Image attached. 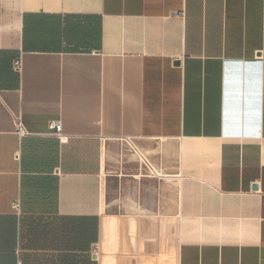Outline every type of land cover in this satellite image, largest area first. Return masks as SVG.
Here are the masks:
<instances>
[{
  "label": "crops",
  "instance_id": "0c3cea01",
  "mask_svg": "<svg viewBox=\"0 0 264 264\" xmlns=\"http://www.w3.org/2000/svg\"><path fill=\"white\" fill-rule=\"evenodd\" d=\"M0 264H264V0H0Z\"/></svg>",
  "mask_w": 264,
  "mask_h": 264
},
{
  "label": "built area",
  "instance_id": "2783aa9c",
  "mask_svg": "<svg viewBox=\"0 0 264 264\" xmlns=\"http://www.w3.org/2000/svg\"><path fill=\"white\" fill-rule=\"evenodd\" d=\"M14 69L17 72H21L22 70V61L17 60L14 64ZM49 128L52 131V133L61 141V142H67L68 138L64 134L63 125L60 121H51L49 123ZM16 132L20 137H25L28 135L27 130L25 129L21 119H18L17 125H16ZM16 209L19 208V202L15 204Z\"/></svg>",
  "mask_w": 264,
  "mask_h": 264
}]
</instances>
